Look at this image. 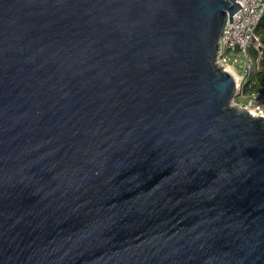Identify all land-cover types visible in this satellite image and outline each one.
<instances>
[{"label":"water","instance_id":"obj_1","mask_svg":"<svg viewBox=\"0 0 264 264\" xmlns=\"http://www.w3.org/2000/svg\"><path fill=\"white\" fill-rule=\"evenodd\" d=\"M236 0H0V264H264V117L214 61Z\"/></svg>","mask_w":264,"mask_h":264},{"label":"built area","instance_id":"obj_2","mask_svg":"<svg viewBox=\"0 0 264 264\" xmlns=\"http://www.w3.org/2000/svg\"><path fill=\"white\" fill-rule=\"evenodd\" d=\"M236 1L241 7L232 15V21H225L217 40L214 61L220 68L230 69L232 72L228 71L235 78V96L230 103L245 107L253 116L264 117V92L245 88V85L251 86L264 56V39L256 31L264 17V0Z\"/></svg>","mask_w":264,"mask_h":264},{"label":"trees","instance_id":"obj_3","mask_svg":"<svg viewBox=\"0 0 264 264\" xmlns=\"http://www.w3.org/2000/svg\"><path fill=\"white\" fill-rule=\"evenodd\" d=\"M257 33L260 35L262 39H264V17L260 20L258 27L256 29ZM246 89H260L264 92V56L260 60V67L254 73L253 82L251 86L245 85Z\"/></svg>","mask_w":264,"mask_h":264},{"label":"bare ground","instance_id":"obj_4","mask_svg":"<svg viewBox=\"0 0 264 264\" xmlns=\"http://www.w3.org/2000/svg\"><path fill=\"white\" fill-rule=\"evenodd\" d=\"M227 70H229L230 72H232L230 69H227Z\"/></svg>","mask_w":264,"mask_h":264}]
</instances>
